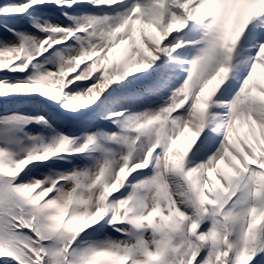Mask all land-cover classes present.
I'll use <instances>...</instances> for the list:
<instances>
[{
  "label": "snow or ice",
  "instance_id": "1",
  "mask_svg": "<svg viewBox=\"0 0 264 264\" xmlns=\"http://www.w3.org/2000/svg\"><path fill=\"white\" fill-rule=\"evenodd\" d=\"M0 264H264V0H0Z\"/></svg>",
  "mask_w": 264,
  "mask_h": 264
}]
</instances>
